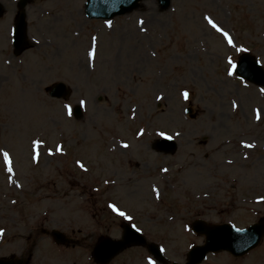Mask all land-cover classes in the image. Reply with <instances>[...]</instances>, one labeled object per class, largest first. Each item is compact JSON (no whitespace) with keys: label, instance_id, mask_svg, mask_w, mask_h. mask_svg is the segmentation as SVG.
Returning a JSON list of instances; mask_svg holds the SVG:
<instances>
[{"label":"rangeland","instance_id":"obj_1","mask_svg":"<svg viewBox=\"0 0 264 264\" xmlns=\"http://www.w3.org/2000/svg\"><path fill=\"white\" fill-rule=\"evenodd\" d=\"M18 1L0 0V257L95 264L98 239H120L128 222L160 245L165 264H183L204 243L194 221L246 227L264 218V86L235 68L228 75V59L236 66L244 53L264 68V0H172L167 10L142 0L111 23L88 19L86 0H31V48L16 57ZM57 82L72 89L67 100L46 92ZM165 137L175 154L152 149ZM150 261L159 264L136 247L110 264ZM203 264H264V239L249 256Z\"/></svg>","mask_w":264,"mask_h":264},{"label":"water","instance_id":"obj_2","mask_svg":"<svg viewBox=\"0 0 264 264\" xmlns=\"http://www.w3.org/2000/svg\"><path fill=\"white\" fill-rule=\"evenodd\" d=\"M140 0H89L87 4V13L90 17L95 18H112L119 14H124L134 10L138 6ZM171 0H160L162 9H167L170 6ZM27 1L22 0L20 8L23 11ZM4 9L0 5V18L4 15ZM26 14L20 13L16 21V48L17 54L22 53L27 49L26 42ZM237 73L257 85L264 86V70L254 58L249 55L242 56L238 66ZM68 94L66 86L62 83L56 84L51 88V96L64 97ZM77 115L80 111L77 110ZM194 117V115H193ZM156 150L165 153H174L176 145L172 141H159L154 147ZM193 228L200 234L206 235V244L204 246L194 247L188 256L187 264H200L206 255L210 252H218L228 250L236 256H241L258 246L264 236V222L253 225L242 231L236 230L232 226H207L202 222L194 224ZM124 237L121 241H112L102 239L94 250L96 261L101 264H108L115 256L130 246L146 245L145 240L124 226ZM58 241L64 242L65 239L60 234H55ZM150 252L157 258H161L160 252L155 246L148 247ZM0 264L2 260H0Z\"/></svg>","mask_w":264,"mask_h":264},{"label":"snow or ice","instance_id":"obj_3","mask_svg":"<svg viewBox=\"0 0 264 264\" xmlns=\"http://www.w3.org/2000/svg\"><path fill=\"white\" fill-rule=\"evenodd\" d=\"M204 19L207 21V23H208L213 29H215L216 32L220 33V34L224 37V39L227 41V43H228L229 46H231V47H233V48L236 47V45L233 43V39H232V37L229 35V33H228L227 31L223 30L220 26H218V25H217V24H216V23H215L210 17L205 16ZM141 23H142V22H141ZM109 27H111L110 24H109ZM238 50H239V51H245V49H238ZM228 64H229V66H230V69H229L228 75H233V74H234L233 69L235 68V65L233 64V61L231 60V58L228 59ZM182 95L184 96L185 99H187L188 96H189V93H188V92H183ZM81 103L83 104L84 102L81 101ZM64 107L67 109V113H68V115L71 116V115H72L71 106H70V105H65ZM141 134H142V133H141ZM168 138L170 139V137H168ZM33 143H34V145H39L40 142H39V141H34ZM123 147L127 148L128 145L125 144V145H123ZM57 151H58V152H61V151H62V146H61V147H57ZM50 154H51V153H50ZM2 155H3L4 162H5L6 166H7V170H8L9 173H11V172H12V167H11V163H12V162H11V158H10V156H9V153H8L7 151H4V152H2ZM34 159H36V157H34ZM77 163H78V166H79L80 168H82V169L84 168V165H83L82 163H79V162H77ZM164 171H167V169H164ZM108 206H109L114 212H117L118 215H120V216H125V213H123V212H119L118 209L115 207V205L110 204V205H108ZM129 219H130V218H129ZM149 264H154V262L150 261Z\"/></svg>","mask_w":264,"mask_h":264}]
</instances>
